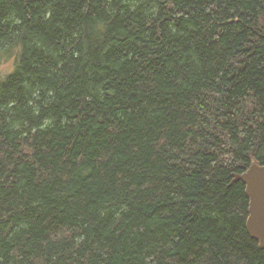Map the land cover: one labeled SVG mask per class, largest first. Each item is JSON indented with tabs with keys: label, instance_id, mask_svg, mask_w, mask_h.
I'll return each mask as SVG.
<instances>
[{
	"label": "trees",
	"instance_id": "obj_1",
	"mask_svg": "<svg viewBox=\"0 0 264 264\" xmlns=\"http://www.w3.org/2000/svg\"><path fill=\"white\" fill-rule=\"evenodd\" d=\"M0 264H264V0H0Z\"/></svg>",
	"mask_w": 264,
	"mask_h": 264
},
{
	"label": "water",
	"instance_id": "obj_2",
	"mask_svg": "<svg viewBox=\"0 0 264 264\" xmlns=\"http://www.w3.org/2000/svg\"><path fill=\"white\" fill-rule=\"evenodd\" d=\"M236 180L245 184L250 199L248 231L264 248V165L253 163L246 171L238 174Z\"/></svg>",
	"mask_w": 264,
	"mask_h": 264
},
{
	"label": "rangeland",
	"instance_id": "obj_3",
	"mask_svg": "<svg viewBox=\"0 0 264 264\" xmlns=\"http://www.w3.org/2000/svg\"><path fill=\"white\" fill-rule=\"evenodd\" d=\"M14 68V57L11 55H6L5 57H0V73H9Z\"/></svg>",
	"mask_w": 264,
	"mask_h": 264
}]
</instances>
